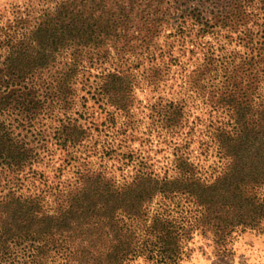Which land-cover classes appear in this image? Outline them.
Returning <instances> with one entry per match:
<instances>
[{
    "label": "trees",
    "instance_id": "trees-1",
    "mask_svg": "<svg viewBox=\"0 0 264 264\" xmlns=\"http://www.w3.org/2000/svg\"><path fill=\"white\" fill-rule=\"evenodd\" d=\"M190 1L53 0L54 5L38 13L31 25L24 19L25 29L16 41H6L7 55L0 63V173L10 170L18 179L35 156L23 139L13 135L12 124L2 119L6 112L22 116V122L27 118L28 79L55 75L46 83L48 96L70 99L76 93L88 51L95 50L104 57L109 47L120 56L158 49L157 38L178 16L180 23L169 37L177 36L182 44L194 41L204 54L186 75L187 91L228 114L224 126L213 124L208 129V141L198 140L200 149L211 137L220 141L219 152L227 163L218 181L228 184L223 188L221 183L182 188L174 184L180 179H201L195 176L194 164L186 156L189 138L173 152V172L179 178H170L167 172L156 175L151 165L142 161L132 165V175L123 180L88 162L72 165L65 175L68 162L55 170V183L49 184L42 173L33 175L42 185L33 193H23L20 187H0V264H52L47 261L53 253L60 255L64 264H88L87 259L100 252L97 241L104 235V227L110 229L113 239L122 230L117 227L124 222L123 217L116 216L118 211L130 218L141 213L144 203L154 195L173 191L195 195L202 215L197 224L212 228L214 233L221 230L225 234L237 225L260 224L264 216V103L254 108L249 95L255 88L254 75L264 79V0H215L208 7L191 5ZM220 31L225 32L229 43L235 40L245 49L262 51L256 60L226 57L220 64L211 56V42L199 40ZM171 47L170 43L167 49ZM166 67L153 65L148 80L159 82L167 75ZM117 72H109L107 77H116ZM106 94L113 98L112 93ZM152 108L158 125L170 132L186 120L184 100ZM61 122L58 129L68 131L62 145L69 140L81 143L86 137L77 120ZM226 126L230 128L225 130ZM152 222L154 231L163 227L159 218ZM164 247L161 260L174 264L180 245L167 243ZM124 250L114 244L104 264H128L119 257ZM94 261L91 264H102Z\"/></svg>",
    "mask_w": 264,
    "mask_h": 264
},
{
    "label": "rangeland",
    "instance_id": "rangeland-1",
    "mask_svg": "<svg viewBox=\"0 0 264 264\" xmlns=\"http://www.w3.org/2000/svg\"><path fill=\"white\" fill-rule=\"evenodd\" d=\"M52 1L0 0V63L7 55L6 41H16L25 29L23 20L28 19L27 23L31 25L38 13L54 5ZM213 1L191 0L189 3L208 7ZM205 15L209 16L208 13ZM179 23L176 16L164 28L157 38L158 49L120 56L114 47H109L104 57L96 55L95 50L88 51L85 69L79 75L76 93L70 99L48 96L46 83L55 79V75L42 78L35 75L28 79L27 118L22 122V116L6 112L2 119L12 124L13 135L23 139L35 156L31 165L19 173L18 179L10 170L1 172L0 187L5 190L20 187L23 193H33L42 186L33 175L42 173L49 184L55 183V170L68 162L70 167L67 165L64 169L65 175H69L72 165L88 162L93 167H105L106 172L123 180L132 175V165L142 161L151 165L156 175L167 172L170 178H179L173 172V152L177 146L183 145L186 138L191 141L185 150L186 156L194 164L195 176L201 179L199 182L180 179L174 184L181 188L217 183H221L222 188L226 186L227 181H218L227 163V158L219 152L222 144L211 137L210 142L200 149L198 140L208 141L211 125L221 123L224 126L229 119L228 114L213 109L205 98L187 91L186 75L204 54L194 41L182 44L177 36L169 37ZM218 33H209L199 39L203 43L211 42V56L218 59V63L226 57L237 61L242 58L256 60L262 51L245 49L235 40L229 43L224 31ZM170 43L172 47L167 49ZM153 65L167 66V75L157 83H152L147 77ZM114 71H121L122 76L117 72L116 77H107ZM259 75H254L255 88L249 95L254 108L264 103V79ZM107 92L112 93L113 98L109 99ZM180 99L186 105V120L181 127L170 132L158 125L157 113L153 115L152 107L159 109L161 105ZM122 102H125L124 107ZM68 120H77L83 126L86 137L81 143L69 140L62 145L68 131L59 130L58 126L61 121ZM229 128L226 126L225 130ZM72 154H75L73 158ZM144 204L141 213L130 218L122 211L116 213L117 217L124 219L117 225L122 230L113 239L109 235L110 229L104 227V235L97 241L102 254H94L95 258L92 255L87 259L88 264L95 263L94 260L106 263V253L114 244L125 249L119 254L124 263L166 264L161 260V254L165 253L167 243L180 245L174 264H264V216L256 227L237 225L224 234L221 230L214 233L212 228L197 224L202 215L196 197L183 190L154 195ZM156 218L163 222V227L154 231L151 225ZM51 255L48 263L64 264L60 255Z\"/></svg>",
    "mask_w": 264,
    "mask_h": 264
}]
</instances>
